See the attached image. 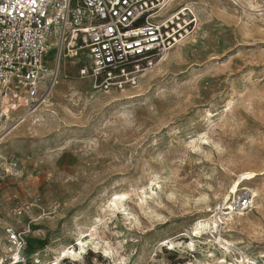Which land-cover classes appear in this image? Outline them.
I'll return each mask as SVG.
<instances>
[{"label": "rangeland", "instance_id": "1", "mask_svg": "<svg viewBox=\"0 0 264 264\" xmlns=\"http://www.w3.org/2000/svg\"><path fill=\"white\" fill-rule=\"evenodd\" d=\"M175 4L192 13L175 21V45L136 89L94 90L79 75L90 64L85 49L75 55L83 45L77 42L50 96L31 109L37 112L25 117L18 109L0 123V259L8 254V229L29 227L19 264H52L53 248L75 245L77 227L87 231L99 219L97 241L113 253L89 247L83 259L59 264H218L221 258L231 264L239 251L264 259V0ZM78 80L86 83L83 93ZM21 115L25 121L14 128ZM199 133L207 141L193 147ZM246 172L256 174L249 186L259 191V206L236 224L218 223L235 245L224 253L193 229ZM157 177L164 192L157 190L148 210L131 200L130 219L100 210L111 193L132 192Z\"/></svg>", "mask_w": 264, "mask_h": 264}, {"label": "built area", "instance_id": "2", "mask_svg": "<svg viewBox=\"0 0 264 264\" xmlns=\"http://www.w3.org/2000/svg\"><path fill=\"white\" fill-rule=\"evenodd\" d=\"M172 1L0 0V121L18 109H34L52 90L65 51L61 46L71 39L87 51L90 65L79 75L89 78L94 90L136 89L179 37L167 19ZM52 39L57 45L48 65ZM2 180L0 172V190ZM252 201L251 191L242 188L225 211L245 213ZM28 233V226L6 231L8 254L0 264L21 262Z\"/></svg>", "mask_w": 264, "mask_h": 264}, {"label": "bare ground", "instance_id": "3", "mask_svg": "<svg viewBox=\"0 0 264 264\" xmlns=\"http://www.w3.org/2000/svg\"><path fill=\"white\" fill-rule=\"evenodd\" d=\"M175 2H176V0H173L171 3H169L167 5V10L168 9H174V11L167 17L168 21L171 24H174L175 21L180 20V16H185L186 15L185 12L192 13L191 7H189L188 5L178 6L175 4ZM56 45H57V41L55 39H52L50 41V46H52L51 48L53 51H54V47ZM67 47H68V51L66 50ZM71 47L72 48L75 47V43L73 42L72 39L69 40L68 44L63 43L61 48L62 49L64 48L65 51H64V55H63L62 59L66 58L68 56V54L70 52H72L69 49ZM81 49H85V48L81 46L76 50V52H75V50H73L75 52V55H77V52L80 51ZM47 51H48V49H47ZM67 52H68V54H67ZM165 56H167V54ZM164 57L161 59V61L164 59ZM63 76L64 75L62 73V79L61 80L64 82L65 78ZM58 78H59V70H58ZM65 82H67V81H65ZM60 84H62V83H60ZM74 85L75 84H73V89H77V88H75ZM85 85H86V83L84 81L78 80V83H76L77 87L78 86H79V88L81 87V90L80 89L79 90L82 91V93L85 91L83 88ZM53 89L54 88H52V90L45 97H47L50 93H52ZM60 89H62V87ZM59 91H61V90H59ZM45 102L46 101L43 102V105L45 104ZM230 102L231 101H228V103H226V106H225L226 108L221 111V113L218 117L220 120H224V115L227 112V107H229ZM36 112H37V110H33V111L28 110L25 113V117L31 116ZM42 119H43V116H39L37 119L31 118V120L34 122L35 121L40 122V120H42ZM204 120H206V122H209L211 120V114L207 113ZM2 121H5V123H7V121H9V119L2 120ZM2 121H0V123ZM24 121H25L24 115H21L18 119H16L15 122H17V124L15 125L14 128H16L17 125H20ZM207 136L208 135H206V133H204V134L199 133L196 137L197 139L192 140V142H191L192 146L197 147L198 141H202V140L207 141ZM2 164L3 163H0V165H2ZM5 172H8V171L5 170ZM2 173H4V172H2ZM255 177H256V174L253 172H246V173L238 174L235 176V178L231 181V183L226 188V191L223 194V196L221 197L220 202L215 204L213 208H210L207 211L210 214L209 217L206 219H203L201 221H198L195 224L193 231L194 232H196V231L200 232V235L197 237L203 238L202 237L203 235L208 234L211 236L212 240L215 243H217L218 245L223 247V249L225 250L224 253H229L230 250L231 251L234 250V247H235L234 243L225 237V234L222 232L224 228L222 226H220L218 223L224 224L227 226L228 224H236L243 219V217L245 215L244 213H232V212H226L225 211V210H227L226 207H227L228 202L232 199V197L236 196L238 191H240L242 188H249L251 193H252L253 201H252V206L250 207L249 212L257 209V207L259 206L260 193L256 188L249 186L250 184H252ZM149 181H150V183L148 186H142V187L134 188L132 190V192L118 191V192L111 193L106 198L105 203L103 204V206L101 207L100 210L102 212H105L109 216L115 215L116 213L122 214V215L125 214L126 218L130 219V217H132L133 215L128 209V207H129L128 202H127L128 200H131L136 206H138V208L141 211L148 210L149 209L148 201L156 202L157 199H155V197L158 196L157 190H160L161 192L163 191L162 190L163 184H162V181L159 177L151 178V180H149ZM121 196L126 197V199H118V197H121ZM159 201H158V203H159ZM105 209H106V211H105ZM99 220L94 222L90 226L89 230H87V231H83L81 229V226L77 227V231L75 232V236H73L74 240L76 242L75 245L67 246V245H63L62 243H59V245L55 249L53 248L51 251L55 254V257L53 259L52 264H59L60 261L65 260V259H70L73 261H76L77 259H83L84 255L87 252V249L89 247H93L94 249L101 247L102 251L105 254H107V255L112 254L114 251V248H112L108 242L103 241L102 243H100L99 241H97L98 236H97L96 225L98 224ZM199 225H202L203 227H198ZM86 233H88V234L86 235ZM192 243H193V241H191L190 245H192ZM236 250H238V249H236ZM243 253L239 251V254L241 257L240 258L237 257L238 261L233 262L231 264H264V259L262 256L251 258V257H249ZM145 258H146V256H145ZM2 259H0V260H2ZM221 262H223V264H226V261L223 258L220 259L218 264H221ZM37 263H39V261H37ZM41 263L43 264V262H41Z\"/></svg>", "mask_w": 264, "mask_h": 264}, {"label": "snow or ice", "instance_id": "4", "mask_svg": "<svg viewBox=\"0 0 264 264\" xmlns=\"http://www.w3.org/2000/svg\"><path fill=\"white\" fill-rule=\"evenodd\" d=\"M118 199H126V197L121 196V197H118ZM244 203L247 204V200H245ZM198 227H203V226L199 225ZM192 235L199 236L200 232L199 231L193 232ZM189 247H192V245H189ZM221 264H223V262H221Z\"/></svg>", "mask_w": 264, "mask_h": 264}]
</instances>
